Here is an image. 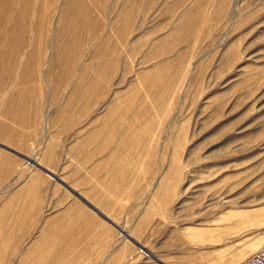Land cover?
Here are the masks:
<instances>
[{
    "label": "rangeland",
    "instance_id": "374dc122",
    "mask_svg": "<svg viewBox=\"0 0 264 264\" xmlns=\"http://www.w3.org/2000/svg\"><path fill=\"white\" fill-rule=\"evenodd\" d=\"M0 145V264L123 240L241 263L264 243V0H0Z\"/></svg>",
    "mask_w": 264,
    "mask_h": 264
},
{
    "label": "crops",
    "instance_id": "0c3cea01",
    "mask_svg": "<svg viewBox=\"0 0 264 264\" xmlns=\"http://www.w3.org/2000/svg\"><path fill=\"white\" fill-rule=\"evenodd\" d=\"M135 238H133L134 240ZM137 240V238L134 240ZM161 253V252H160ZM161 254L152 251L143 244L127 241L113 242L108 249H100L96 257V264H167Z\"/></svg>",
    "mask_w": 264,
    "mask_h": 264
},
{
    "label": "water",
    "instance_id": "95a60500",
    "mask_svg": "<svg viewBox=\"0 0 264 264\" xmlns=\"http://www.w3.org/2000/svg\"><path fill=\"white\" fill-rule=\"evenodd\" d=\"M1 148L5 149V150H8L10 152H13L15 153L13 150L3 146V145H0ZM38 166L41 170H43L46 174L48 175H51L53 176L50 172H48V170L42 168L41 166L39 165H36ZM56 178V177H55ZM57 180H59L58 178H56ZM60 181V180H59ZM61 184L63 186H65L74 196H76V198H78L83 204H85L88 208H90L91 210H93L100 218H102L103 220H105L106 222H108L109 224L113 225L114 224L106 217L104 216L97 208H95L92 204H90L87 200H85L84 198H82L78 193H76L72 188H70L68 185L64 184L62 181H60ZM130 239V238H129ZM132 240V239H131Z\"/></svg>",
    "mask_w": 264,
    "mask_h": 264
},
{
    "label": "built area",
    "instance_id": "2783aa9c",
    "mask_svg": "<svg viewBox=\"0 0 264 264\" xmlns=\"http://www.w3.org/2000/svg\"><path fill=\"white\" fill-rule=\"evenodd\" d=\"M239 264H264V243Z\"/></svg>",
    "mask_w": 264,
    "mask_h": 264
},
{
    "label": "bare ground",
    "instance_id": "6f19581e",
    "mask_svg": "<svg viewBox=\"0 0 264 264\" xmlns=\"http://www.w3.org/2000/svg\"><path fill=\"white\" fill-rule=\"evenodd\" d=\"M2 20V19H1Z\"/></svg>",
    "mask_w": 264,
    "mask_h": 264
}]
</instances>
